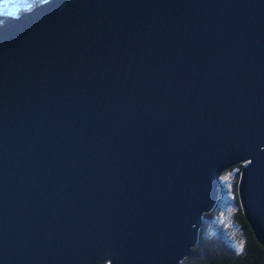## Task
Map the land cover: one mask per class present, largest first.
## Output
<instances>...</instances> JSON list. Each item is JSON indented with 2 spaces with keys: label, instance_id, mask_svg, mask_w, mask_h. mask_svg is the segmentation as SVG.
Wrapping results in <instances>:
<instances>
[{
  "label": "water",
  "instance_id": "95a60500",
  "mask_svg": "<svg viewBox=\"0 0 264 264\" xmlns=\"http://www.w3.org/2000/svg\"><path fill=\"white\" fill-rule=\"evenodd\" d=\"M246 161L261 243L264 0H48L0 25V264H180Z\"/></svg>",
  "mask_w": 264,
  "mask_h": 264
},
{
  "label": "trees",
  "instance_id": "16d2710c",
  "mask_svg": "<svg viewBox=\"0 0 264 264\" xmlns=\"http://www.w3.org/2000/svg\"><path fill=\"white\" fill-rule=\"evenodd\" d=\"M10 3L23 5L16 9V16L41 4V0H9ZM12 17L0 15V25ZM244 165V164H243ZM243 165L232 167L224 172L225 176L233 169L230 180L221 181L220 195L216 207L203 217L199 239L191 253L180 264H264V246L257 240L243 212L239 197V182ZM229 184L232 195L229 196ZM244 241L242 254L235 247Z\"/></svg>",
  "mask_w": 264,
  "mask_h": 264
},
{
  "label": "snow or ice",
  "instance_id": "6c2138e0",
  "mask_svg": "<svg viewBox=\"0 0 264 264\" xmlns=\"http://www.w3.org/2000/svg\"><path fill=\"white\" fill-rule=\"evenodd\" d=\"M42 3H47L48 0H41ZM23 7V5H16V4H12L9 2V0H0V15H6L12 18H17L16 17V9ZM252 162L251 161H246L245 162V167H247L248 165H250ZM238 171L237 169H233L232 172H236ZM232 172H229L228 174H226L225 176H221L220 180L222 182H226L228 180H230L231 176H232ZM229 196L231 199H235V197L232 195V188H231V184H229ZM261 243H264V239L261 240ZM243 249H244V241H240L239 244L236 245L235 247V252L237 254H242L243 253Z\"/></svg>",
  "mask_w": 264,
  "mask_h": 264
},
{
  "label": "rangeland",
  "instance_id": "374dc122",
  "mask_svg": "<svg viewBox=\"0 0 264 264\" xmlns=\"http://www.w3.org/2000/svg\"><path fill=\"white\" fill-rule=\"evenodd\" d=\"M41 4H42V3H41ZM39 5H40V4H39ZM37 6H38V5H37ZM239 165H241V164H239ZM242 165H243V164H242ZM244 165H245V164H244ZM244 165H243L242 169L244 168ZM236 166H238V165H236ZM234 167H235V166H234ZM230 169H231V168H230ZM227 171H228V170H227ZM225 172H226V171H225ZM221 176H222V175H221ZM217 203H218V202H217ZM217 203H216V205H217ZM216 205H215V207H216ZM215 207H214V208H215ZM214 208H213V209H214Z\"/></svg>",
  "mask_w": 264,
  "mask_h": 264
},
{
  "label": "bare ground",
  "instance_id": "6f19581e",
  "mask_svg": "<svg viewBox=\"0 0 264 264\" xmlns=\"http://www.w3.org/2000/svg\"><path fill=\"white\" fill-rule=\"evenodd\" d=\"M199 234H200V232H199ZM185 258H186V257H185ZM185 258H184V259H185ZM184 259H183V260H184ZM183 260H182V261H183ZM182 261H181V262H182Z\"/></svg>",
  "mask_w": 264,
  "mask_h": 264
}]
</instances>
